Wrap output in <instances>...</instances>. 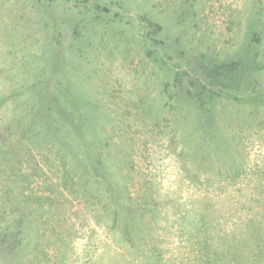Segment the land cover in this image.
Listing matches in <instances>:
<instances>
[{
  "label": "rangeland",
  "instance_id": "374dc122",
  "mask_svg": "<svg viewBox=\"0 0 264 264\" xmlns=\"http://www.w3.org/2000/svg\"><path fill=\"white\" fill-rule=\"evenodd\" d=\"M0 264H264V0H0Z\"/></svg>",
  "mask_w": 264,
  "mask_h": 264
},
{
  "label": "trees",
  "instance_id": "16d2710c",
  "mask_svg": "<svg viewBox=\"0 0 264 264\" xmlns=\"http://www.w3.org/2000/svg\"><path fill=\"white\" fill-rule=\"evenodd\" d=\"M245 65H246V62L240 60V61H238V62L233 63V64L230 65V66H224L225 69H226V70H224V73H225V74L227 75V77H228V75H230V74H233V73L239 72L238 75H239V77H241L243 71L246 69ZM258 67H259V65H258ZM236 80H237V79H234V80H232V82H236ZM231 85H232V84H231ZM240 88H241V87H240ZM230 90L233 91V94H239V95H241V96H246V95H247V91H246V93L244 94V93H242L241 89H239V88H234V89H233V87H230Z\"/></svg>",
  "mask_w": 264,
  "mask_h": 264
}]
</instances>
